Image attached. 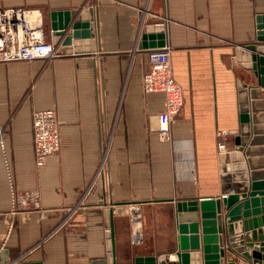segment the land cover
<instances>
[{"label":"crops","instance_id":"0c3cea01","mask_svg":"<svg viewBox=\"0 0 264 264\" xmlns=\"http://www.w3.org/2000/svg\"><path fill=\"white\" fill-rule=\"evenodd\" d=\"M16 7L39 11L44 28L51 12L77 17L89 10L93 36L81 53L0 63V248L8 263L101 262L109 210L116 264L162 254L177 263V202L223 195L218 156L233 152L239 127L233 53L254 40L264 0H0V8ZM157 29L171 49L172 76L183 97L169 142L157 134L164 96L142 86L149 64L141 35ZM255 102L264 106V95ZM49 109L57 113L60 147L37 167L31 114ZM250 126L264 128V119ZM224 132L229 135L217 136ZM251 136L264 137V130ZM263 158L243 156L246 172L264 170V164L247 163ZM27 192L38 194L39 209L10 227L4 216L12 194ZM127 205L139 210V244L120 211ZM225 259L249 264L228 252Z\"/></svg>","mask_w":264,"mask_h":264},{"label":"water","instance_id":"95a60500","mask_svg":"<svg viewBox=\"0 0 264 264\" xmlns=\"http://www.w3.org/2000/svg\"><path fill=\"white\" fill-rule=\"evenodd\" d=\"M89 14V10H82L77 17L67 10L50 13L44 37L55 47L57 55L62 51L67 54L82 52L80 45L88 44L93 36ZM156 31L159 32L155 35L146 31L141 35V49L147 51L165 44L164 34ZM231 67L237 76L239 127L235 132L233 152H222L218 156L223 195L177 202L173 212L177 263L169 262L170 255L162 254L135 257L133 264H224L226 252L249 264H264V170L246 172L243 159L254 152L264 156V148L250 150L254 145H264V137L251 136L259 135L264 128L250 126L264 119V116L256 115V112H264V106L259 107L255 102L264 95V17L257 19V32L252 43L234 50ZM247 72L252 74V82ZM247 163L251 167H260L264 158L248 159ZM107 213L110 229L106 231V255L101 262L92 264H116L110 226L112 210ZM225 260L227 264H234L232 259ZM0 264H9L2 248Z\"/></svg>","mask_w":264,"mask_h":264},{"label":"built area","instance_id":"2783aa9c","mask_svg":"<svg viewBox=\"0 0 264 264\" xmlns=\"http://www.w3.org/2000/svg\"><path fill=\"white\" fill-rule=\"evenodd\" d=\"M91 8V6L89 5ZM43 18L39 11L24 8H0V63L31 62L50 60L59 57L50 41H45ZM170 47L165 43L162 47L146 51L149 69L143 75L142 86L145 93H161L164 96V109L158 116L157 134L161 141H170V125L179 114L183 97L179 85L172 76L170 65ZM32 137L35 165L42 167L47 159L55 155L60 147L59 121L55 110H35L31 114ZM229 132L218 133L219 138L228 136ZM219 151H225V144L220 140ZM105 154L102 156L104 162ZM102 172V169H100ZM98 171L99 173H101ZM78 206L68 211L65 222ZM39 209L38 194L27 192L18 197L12 194V209L4 216L9 226L15 219H26L27 214ZM122 214L129 217L134 227L133 243L139 244L140 216L138 207L127 205L120 208Z\"/></svg>","mask_w":264,"mask_h":264},{"label":"bare ground","instance_id":"6f19581e","mask_svg":"<svg viewBox=\"0 0 264 264\" xmlns=\"http://www.w3.org/2000/svg\"><path fill=\"white\" fill-rule=\"evenodd\" d=\"M138 233H140V229L139 228H137V230H136V234H138Z\"/></svg>","mask_w":264,"mask_h":264}]
</instances>
